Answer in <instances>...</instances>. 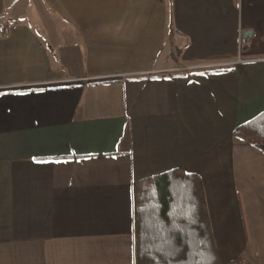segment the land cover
Wrapping results in <instances>:
<instances>
[{
  "label": "crops",
  "instance_id": "obj_1",
  "mask_svg": "<svg viewBox=\"0 0 264 264\" xmlns=\"http://www.w3.org/2000/svg\"><path fill=\"white\" fill-rule=\"evenodd\" d=\"M18 1L0 0V264H136L134 184L178 168L203 179L220 263L264 264V151L235 135L264 112V0H96L62 27Z\"/></svg>",
  "mask_w": 264,
  "mask_h": 264
},
{
  "label": "trees",
  "instance_id": "obj_2",
  "mask_svg": "<svg viewBox=\"0 0 264 264\" xmlns=\"http://www.w3.org/2000/svg\"><path fill=\"white\" fill-rule=\"evenodd\" d=\"M235 135L264 151V112ZM134 238L136 264H221L201 176L178 168L137 181Z\"/></svg>",
  "mask_w": 264,
  "mask_h": 264
},
{
  "label": "rangeland",
  "instance_id": "obj_3",
  "mask_svg": "<svg viewBox=\"0 0 264 264\" xmlns=\"http://www.w3.org/2000/svg\"><path fill=\"white\" fill-rule=\"evenodd\" d=\"M27 1L28 0H19L17 2L18 9L21 11H39L44 16L43 22L45 23L47 20L45 19V14L48 13L51 18V21H53L55 25L57 24L60 27L66 25L65 22H67V20L62 18L63 11L69 14H75L78 12H91L94 11L96 7L99 9V7L104 5L100 2L97 3L96 0H64L63 2L65 3L62 4L59 3L62 2L60 0H31V7L29 6L28 8ZM21 26H25L28 28H36L37 25L34 22V19L26 17L22 20ZM69 26L71 28L72 25ZM69 47L70 50L68 51V53H70V62L74 60L71 63V69L76 68L78 69V71L85 72V70L87 71V68L92 67L93 63L90 62V60L86 56V48L84 41H82L81 38L74 33H71L69 36ZM49 53L51 54L50 56L53 59L56 60L58 58L60 61V67H63L65 69L64 65H61V60L57 54V51L52 50V52L50 51Z\"/></svg>",
  "mask_w": 264,
  "mask_h": 264
},
{
  "label": "built area",
  "instance_id": "obj_4",
  "mask_svg": "<svg viewBox=\"0 0 264 264\" xmlns=\"http://www.w3.org/2000/svg\"><path fill=\"white\" fill-rule=\"evenodd\" d=\"M246 62H248V61L245 58H243L241 55L238 57V59L235 62H231V63H227V64L224 63V64H220V65H211V66L216 67V66H226V65H237V64H242V63H246ZM209 66H207V67H209Z\"/></svg>",
  "mask_w": 264,
  "mask_h": 264
},
{
  "label": "water",
  "instance_id": "obj_5",
  "mask_svg": "<svg viewBox=\"0 0 264 264\" xmlns=\"http://www.w3.org/2000/svg\"><path fill=\"white\" fill-rule=\"evenodd\" d=\"M247 35V34H246Z\"/></svg>",
  "mask_w": 264,
  "mask_h": 264
}]
</instances>
